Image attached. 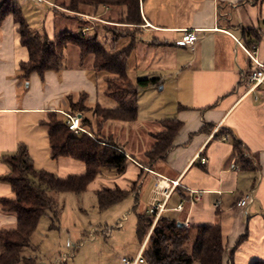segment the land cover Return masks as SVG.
Instances as JSON below:
<instances>
[{
    "label": "crops",
    "instance_id": "crops-1",
    "mask_svg": "<svg viewBox=\"0 0 264 264\" xmlns=\"http://www.w3.org/2000/svg\"><path fill=\"white\" fill-rule=\"evenodd\" d=\"M35 2L56 13L63 6L62 0ZM139 8L140 24L124 21L125 6H86L84 13H74L79 34L96 36L106 50L132 46L127 73L133 82L159 81L139 90L136 121H109L102 130L124 146V173L106 168L88 188L96 195L107 188L129 192L123 201L137 210L136 238L126 239L135 250L132 260L149 238L137 234L139 217L151 215L158 200L166 203L161 217L187 228L220 226L224 264L264 261V86L247 94L244 81L257 67L248 50H256L257 60L264 64V0H139ZM95 30L99 33L90 35ZM186 31L198 34L191 46L178 44ZM39 33L52 39L57 35L48 21ZM29 57L18 25L7 16L0 25V200L15 197L12 186L1 179L10 173L2 158L15 154L20 145L27 147L37 170L60 178L85 174V163L51 157L43 125L48 114L62 119L64 113L80 114L72 113L78 102L87 109L118 107L106 93L107 74L95 70L93 56L82 60L79 47L68 46L61 70L43 76L23 77L20 66ZM84 115L95 123L91 112ZM167 120L181 126L165 157L150 163L147 153ZM235 140L241 142L253 170L243 168ZM160 181L166 196L155 193ZM247 193L252 200L246 207L237 206ZM16 227V215L0 205V230Z\"/></svg>",
    "mask_w": 264,
    "mask_h": 264
},
{
    "label": "trees",
    "instance_id": "trees-1",
    "mask_svg": "<svg viewBox=\"0 0 264 264\" xmlns=\"http://www.w3.org/2000/svg\"><path fill=\"white\" fill-rule=\"evenodd\" d=\"M86 6L94 9L100 6H125L124 21L131 24L141 23L139 0H69L65 8L74 13H84ZM7 16H13L18 25L21 43L29 51V61L20 66L23 77L32 73L43 76L48 71H60L64 50L68 46H77L81 50L82 60L93 56L95 70L107 74L106 93L118 103L116 108L97 105L87 109L83 102L73 105L72 113L82 114V126L89 132L81 136L74 135L66 126L65 119L56 113L48 114L47 120L43 122L47 127L51 157L73 158L85 163L86 172L83 175L60 178L35 169L25 145H20L15 154L2 158L9 166L10 173L1 179L12 186L15 197L1 199L0 205L3 211L16 215L17 227L0 230V264H35L32 258H23L21 251L30 245L31 236L44 215L52 213L54 220H58L60 205L54 193L81 194L106 168L114 169L118 174L124 173L128 162L124 146L113 137H105L102 130L109 121H136L139 90L157 85L159 81L154 78L133 82L129 78L127 57L132 46L120 51H108L96 36L85 37L71 31L59 33L53 39L49 38L47 34L31 29L21 7L14 0L0 1V25ZM87 112L94 116L95 123L84 115ZM162 125L163 131L155 135L156 143L147 153L150 163L165 157L173 145L181 123L167 120L162 121ZM234 147L243 168L253 170L254 167L245 158L239 140L234 141ZM128 195V191L120 188L100 190L97 194L99 208L107 210ZM153 223V215L139 217L137 234L140 239L149 234ZM148 237L143 250L146 264H224L225 248L222 230L218 225L187 228L180 227L174 220L159 217ZM251 264H264V261Z\"/></svg>",
    "mask_w": 264,
    "mask_h": 264
},
{
    "label": "rangeland",
    "instance_id": "rangeland-1",
    "mask_svg": "<svg viewBox=\"0 0 264 264\" xmlns=\"http://www.w3.org/2000/svg\"><path fill=\"white\" fill-rule=\"evenodd\" d=\"M15 1L21 4L34 31L40 32L43 22L48 21L57 34H79L77 15L65 8L69 0H62V8L55 9L58 13L37 0ZM96 32L99 33L95 30L90 35ZM54 197L60 205L58 220L52 213L40 219L30 245L21 251L23 258H32L35 264H123L122 259L134 253V248L126 245L127 238H136L137 210L133 205L126 206L122 201L114 208L101 210L96 193L89 188L81 194L54 193ZM156 222L154 218L149 234Z\"/></svg>",
    "mask_w": 264,
    "mask_h": 264
},
{
    "label": "built area",
    "instance_id": "built-area-1",
    "mask_svg": "<svg viewBox=\"0 0 264 264\" xmlns=\"http://www.w3.org/2000/svg\"><path fill=\"white\" fill-rule=\"evenodd\" d=\"M39 2H42L43 0H38ZM198 40V34L195 31H186L183 35L182 40L178 43L181 46H191ZM248 55L253 59V61L256 63L257 67L255 70L250 72L246 79L244 80L248 86L247 94H250L251 92H255L260 87L264 86V64H261L256 57L257 51L256 50H248ZM65 115V124L68 127V129L76 136H81L82 134H88L89 132L82 126V116L81 114H68L64 113ZM164 186L162 185V182L160 181L158 183V188L155 191L158 195H165L166 192H161V189H163ZM197 199H201L200 196L197 197ZM252 200V194L247 193L241 197V199L237 202L238 206L245 207L250 201ZM165 202H159L158 200H155V203L150 208L149 212L152 215H155V222L158 220L160 214L165 209ZM124 264H142L145 262L143 257V251L140 252V254L134 259L130 260L127 258H123Z\"/></svg>",
    "mask_w": 264,
    "mask_h": 264
},
{
    "label": "water",
    "instance_id": "water-1",
    "mask_svg": "<svg viewBox=\"0 0 264 264\" xmlns=\"http://www.w3.org/2000/svg\"><path fill=\"white\" fill-rule=\"evenodd\" d=\"M178 225H179L180 227H182V226H183V223H180V222H179Z\"/></svg>",
    "mask_w": 264,
    "mask_h": 264
},
{
    "label": "bare ground",
    "instance_id": "bare-ground-1",
    "mask_svg": "<svg viewBox=\"0 0 264 264\" xmlns=\"http://www.w3.org/2000/svg\"><path fill=\"white\" fill-rule=\"evenodd\" d=\"M240 199H241V198H240ZM240 199H239V200H240ZM239 200H238V201H239ZM246 206H247V205H246ZM246 206H245V207H246ZM151 215H152V214H151ZM153 216H154V218L156 217L155 215H153ZM159 217H161V216H159ZM158 219H159V218H158Z\"/></svg>",
    "mask_w": 264,
    "mask_h": 264
}]
</instances>
